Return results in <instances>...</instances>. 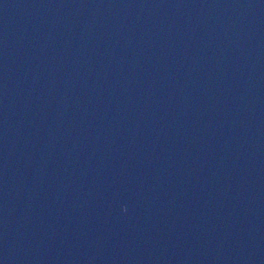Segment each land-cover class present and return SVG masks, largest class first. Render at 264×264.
Returning <instances> with one entry per match:
<instances>
[{
    "label": "water",
    "instance_id": "water-1",
    "mask_svg": "<svg viewBox=\"0 0 264 264\" xmlns=\"http://www.w3.org/2000/svg\"><path fill=\"white\" fill-rule=\"evenodd\" d=\"M0 264H264V0H0Z\"/></svg>",
    "mask_w": 264,
    "mask_h": 264
}]
</instances>
